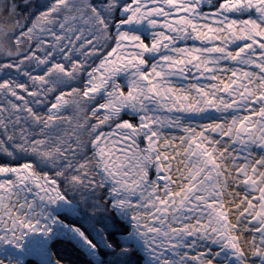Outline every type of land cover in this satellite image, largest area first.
I'll return each instance as SVG.
<instances>
[{"label": "snow or ice", "instance_id": "obj_1", "mask_svg": "<svg viewBox=\"0 0 264 264\" xmlns=\"http://www.w3.org/2000/svg\"><path fill=\"white\" fill-rule=\"evenodd\" d=\"M0 264H264V0H0Z\"/></svg>", "mask_w": 264, "mask_h": 264}]
</instances>
